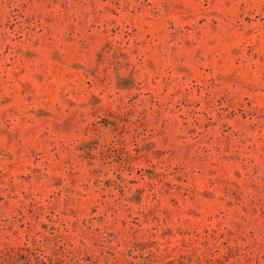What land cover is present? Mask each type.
Returning <instances> with one entry per match:
<instances>
[{
	"label": "rangeland",
	"instance_id": "obj_1",
	"mask_svg": "<svg viewBox=\"0 0 264 264\" xmlns=\"http://www.w3.org/2000/svg\"><path fill=\"white\" fill-rule=\"evenodd\" d=\"M0 264H264V0H0Z\"/></svg>",
	"mask_w": 264,
	"mask_h": 264
}]
</instances>
